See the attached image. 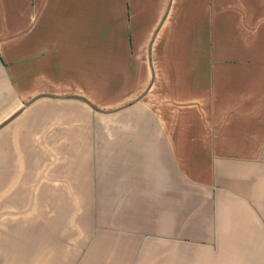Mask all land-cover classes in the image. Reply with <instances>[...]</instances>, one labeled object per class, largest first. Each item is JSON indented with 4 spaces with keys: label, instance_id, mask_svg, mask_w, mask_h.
Masks as SVG:
<instances>
[{
    "label": "crops",
    "instance_id": "1",
    "mask_svg": "<svg viewBox=\"0 0 264 264\" xmlns=\"http://www.w3.org/2000/svg\"><path fill=\"white\" fill-rule=\"evenodd\" d=\"M0 264H264V0H0Z\"/></svg>",
    "mask_w": 264,
    "mask_h": 264
}]
</instances>
